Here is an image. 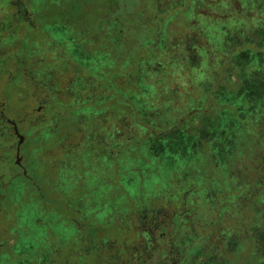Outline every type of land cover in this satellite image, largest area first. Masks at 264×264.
<instances>
[{
    "label": "trees",
    "instance_id": "1",
    "mask_svg": "<svg viewBox=\"0 0 264 264\" xmlns=\"http://www.w3.org/2000/svg\"><path fill=\"white\" fill-rule=\"evenodd\" d=\"M193 1L196 2L183 0L181 8L176 9L179 14L174 16L175 19L163 18L159 22L160 32L149 31L146 38L138 39L136 34L141 27L149 29L156 22L154 18H147L144 14L142 10L144 0H34L35 7L40 12L51 6L53 15L50 17L53 24L57 22L59 24L50 30L56 35L52 38L62 43L64 54L67 53L65 49L67 45L69 53L78 59V62L73 60L75 63L69 59L68 61L64 59L63 62L65 66L67 62L68 65L73 64L75 77L72 82L83 91V94L78 101L76 100L73 114L66 116L63 112V116H59L57 126H48L50 136L44 137L40 134L38 137L36 132L33 134V137L36 136L35 141L38 139L37 143L42 144L39 152L34 154L37 161L30 169L39 184L41 183L36 172L44 154L50 153L55 147L59 149L62 159L55 165L49 163L44 167L46 170L44 178L50 179L52 196H49L44 186L37 182L36 186L40 187V192L36 189L32 194L14 193L15 202H28L32 205L26 206L30 209H24V205L17 207L18 217L9 223L17 224L14 231L20 246L15 253L11 252V248L9 252L5 250L6 254L0 255V264H44L45 257L52 254L47 252L48 243L53 248L55 246L64 248L66 264H101L103 256L107 253V262L110 261L107 264H119L121 249L115 252V248L118 250V244L114 251L108 252L112 246H109L112 241L108 237H112V234L102 231L106 223L116 226L120 231L134 229L132 232L137 237L127 242V254L135 240H139L140 243L148 244L153 251L156 250L157 255H162L168 241L164 240L160 243L162 246L158 247L144 229L150 221L147 219L145 224L140 223L137 217V204L142 198L147 197L150 205L146 213L148 216L156 217L158 214L162 217L155 224V227H158L157 224L161 223L159 230L162 232L166 231L162 222L168 210L174 213L176 209L177 221L171 225L173 229L178 230L176 226L183 227L185 222L189 223L188 228L193 226L191 218L195 205H201L203 208L199 218L203 221L200 228L204 230V235L199 240L196 250L186 261H180L178 264H264V180L259 179L257 183L254 180L249 181L250 176L245 174L248 184L243 183L241 179L238 182L235 171L240 165L224 166V163L213 155L212 150L209 159L167 162L165 149L160 151L157 147L154 148L152 143L144 142V139L151 135L152 137L166 135L168 131L178 128L177 125L182 122L183 125L180 126L184 132L195 134L198 147H202L205 141L208 142L207 137L199 134L194 127H190L201 129V120L198 118V125H191V121L196 119L198 112L207 107V100L210 98H214L213 101L221 106L234 104L217 101L219 100L217 94L221 92L218 87H222L219 83H223L224 77H230L237 71L239 82L242 84L246 80V74L252 72L254 67L258 64L264 67V55L257 58L251 50L254 49L251 45L257 43L258 48L264 51V0H244L245 5L242 4L243 0L236 1V7L247 10L246 18L242 19L244 31L240 34L242 39L247 40L241 43L246 46L241 47H246L245 49L252 55H248L247 59L235 61L232 60L235 48L222 50L213 42L212 45L215 46L213 49L210 47L212 45L205 43L204 46H200L201 55H198L189 39L175 38L176 32L188 28L189 31L196 33L195 37L200 45L204 43L199 33L206 31L207 24L194 17V12L201 4L202 6L208 3L217 4L219 11L215 13L216 16L221 18L230 16V13L224 12L220 5V1L223 0ZM160 9L162 8L158 3H153L151 15L158 12L161 14ZM188 9L191 14L181 17L180 13ZM65 24L68 25V34L59 29ZM53 30L57 33L55 34ZM61 31V35L57 36ZM18 32L21 33L22 30ZM55 41L52 50L56 48ZM172 42H175L174 47H171ZM34 47L33 52L43 56L45 48L38 44ZM218 57L219 61L216 60ZM251 100L245 101L247 105L253 103ZM254 104L258 111L244 114L240 119V125L234 129L233 145L229 146L226 153L228 158L233 157V161L239 159L245 162V157L250 153L249 149H255L254 142L247 138L256 132L255 126L249 123L255 121L257 115L258 118L261 117L264 111V97ZM250 108L253 109V106ZM110 119L114 121L109 122ZM67 122L82 123L87 125L86 129L92 125L102 126L100 129L104 130L103 135L106 136L105 140H108L107 144L105 141H100L96 147L78 141L73 145L64 144L65 140L63 142L58 136L57 127L65 126ZM135 125H143L144 135L137 134ZM96 126L94 129H97ZM139 140L145 146L139 145L137 143ZM101 143L113 151V154H110L113 159L106 155L105 146ZM76 150L80 151L75 156ZM69 153H71L69 160L63 161L67 159ZM126 155L129 159H126ZM257 155L260 156L261 169L264 171V141L258 142ZM119 158L122 160H118ZM121 163L123 167L119 166ZM248 163L251 165L252 162ZM145 164L149 165L145 167ZM127 172H131L132 175L140 173L139 177L135 178L138 189L131 193L115 178H122ZM110 174L112 176H109ZM196 181L201 182L200 187L196 185ZM23 182L24 180H17L16 186H22ZM64 196L78 200L87 199L88 203L84 206L87 204L85 207H94L93 214L100 215L94 222V225L96 224L94 230L92 228L90 232L87 231L86 223L74 225L69 220L62 222L64 208L59 210L60 206H55L53 201L58 202ZM49 197L53 198V201H50ZM115 199H122L124 203L129 202L130 207L125 210L118 209L116 206L120 201L114 202ZM133 203L136 207H132ZM190 203L192 208L188 206ZM154 207H157L158 212L151 210ZM115 209L118 211L113 212ZM69 212L75 213V210L70 208ZM77 213L82 214L83 208ZM29 214L32 217L31 223ZM48 214L51 217L49 221ZM129 214L136 219L130 222L131 226L125 227L124 222ZM2 235L3 231L0 232V239ZM25 235L32 236L33 243L28 245L26 240H23ZM177 237L178 235L172 234L170 240ZM189 239L193 240V237ZM2 245L1 241L0 246ZM101 250L104 252L99 255ZM113 252L115 255L110 259ZM129 254L133 260L131 264L135 262L134 257L139 264L142 257L139 259L136 251L132 250ZM162 258L159 255L158 259L153 260V264H161L166 260H161ZM146 261L148 262V259L140 264H145ZM129 262L130 259L122 260V264Z\"/></svg>",
    "mask_w": 264,
    "mask_h": 264
},
{
    "label": "rangeland",
    "instance_id": "2",
    "mask_svg": "<svg viewBox=\"0 0 264 264\" xmlns=\"http://www.w3.org/2000/svg\"><path fill=\"white\" fill-rule=\"evenodd\" d=\"M184 1L194 2L193 0ZM236 1L237 0L220 1V5H222L225 10L224 12L230 13V16L222 18L215 15V13L219 11L217 4L211 5V3H208L206 4L207 7L205 5L202 6L201 4L200 7H197L198 11L196 10V12H194V17L207 24V26L205 27L206 31L203 33H199L201 40L204 42L202 45H200L197 41V37H195L196 33L189 31L188 28H184L183 30L176 32L174 35L175 38L177 40L189 39L192 42V48L196 49L195 53H197L198 55H201L202 47L200 46H204L205 43L207 45H212V43L214 42L222 50L228 49L230 47H232V49L235 48L236 51H234L232 55L233 61L238 59H247L248 55L252 54H250V52L245 49L246 47H241L242 45L246 46V44L241 43H243L247 39H242L240 37V34H242V32L244 31V23L242 19L246 18L245 14L247 13V10H245L246 8L243 10L241 9L242 7H236ZM238 1L241 2L242 0ZM181 2H183V0H144L142 4V10H144V14L147 15V18H154L156 21L155 24L157 25L155 27L154 24L152 27H149V29L148 27H141V30L136 34L138 39L146 38V35H148L149 31L152 33L160 32L161 26L159 25V22L163 18L167 20L170 18L175 19L174 16H177L179 14L176 9L181 8ZM153 3H158L160 8H164L163 10H159L161 11V14H159L158 12L155 15H151L150 10L151 5ZM242 4L245 5L244 0ZM189 6L191 7V5ZM10 12H12L11 16H9ZM131 12L133 13L134 11ZM190 14L191 11L189 9L180 13L181 17H186ZM51 15H53V10L51 9V6H49V8H47L43 12H40L36 9L34 0H11L8 3L7 0H0V28L2 27L3 29V27H6V25L8 26L14 24L12 25L14 26V30H22L21 33H18L14 46L12 47L10 46V40L7 39L8 35L5 33V30H2L0 32V104H5L6 112H9L11 116L21 118L26 122L32 121L37 123V125H24L23 127L25 131H23L24 134L22 137L23 139L25 137L27 138V147L24 151V164H26V170H28L29 173H31L30 169L37 161V159L34 157V154L39 152L42 146V144L37 143L38 139L35 141L36 136L33 137V134L36 132V135H38V137H40V134L44 137L50 136V133H48L49 127L57 126L59 122V116L62 115L63 112L66 116H69L70 113L73 114V112L75 111V102L76 100L78 101L79 97L83 94V91H80V88L78 86L76 87L72 82V79H74L75 77L72 66L73 64L68 65L69 62H67V66H65V62H63L64 59L65 61H68L69 59L70 62L75 63L74 61L78 62V59L76 58V56H72L69 53V48L66 47L67 45H65L67 53L64 54L65 52H63L62 43L53 40L52 36L54 37L56 35L52 34L50 30L56 28V26H58L59 24L58 22L56 24H53L52 18L50 17ZM20 17L23 18L24 21H22L21 19L18 20V18ZM174 27H176L175 24ZM59 29L62 31H66L68 34L67 24L61 26ZM62 31L58 33L57 36H60ZM53 32L55 33L54 30ZM53 41H55L56 43V48H54V50H52L54 45ZM35 44H38L39 46L45 48L43 56H39L38 54L33 52L32 49ZM174 45L175 42H172L171 47H174ZM253 45L257 48L259 47L257 43ZM253 45H251L254 48L251 49L253 51V55L257 58L262 57L264 55V51L260 48H255ZM210 47L215 49L214 45ZM193 49L191 50L193 51ZM182 56H185V54H182ZM216 60L219 61V57L216 58ZM243 73L245 74V72ZM238 74L239 72L236 71L232 74V76H228L227 78L224 77L223 79H225V81L223 83H219L222 87H218V90H221V92L217 94V98L219 99L217 101L223 103L234 102V104L230 106H221L216 101H213L214 98L212 97L213 99L210 98L209 100H207V107L203 111L198 112L196 119L194 118L193 121H191V125H196L198 118L201 120V129L196 128L195 126L190 127H194V130L196 129L199 134L204 137H207L208 142L205 141L202 147H198V141L195 134H187L184 132V129L180 126L183 125L182 122L177 125L178 128L174 129L171 132L168 131L166 135H155V137H152L151 135L149 138L144 139V142H147V144L152 143V145L155 146L154 148L157 147V149H159L160 151H163L165 149V157L167 162L174 160L176 162H179L182 161V159H191V161L195 162L198 159H209L210 151L212 150L213 155L217 156L218 159L222 163H224V166H241V168L240 166H237L235 171V176L238 177V182H240L241 179L243 183L248 184V180L245 178V174L250 176L249 181L254 180V182L257 183L259 179L264 180V171L261 169L262 162L259 161L260 156H256L258 142L264 141V111L261 113L260 118H258L257 115V119L255 121L252 120L249 123V125L255 126L254 129L256 132L254 133V135L251 134L247 138L250 142H254L255 149H249L250 153L245 157V162L240 161L239 159H235L233 161L232 156L229 158L226 156V153L229 150V146H231V144L233 145V137L235 134L234 129H237V126L240 125V119L246 113L251 114L254 111H258V108L254 106V102H259V100L264 97L263 66L258 64L257 67L253 68L252 72H248L246 74V80H244L242 84H240L239 82ZM244 74H242V76H244ZM247 99H252L251 101L253 103H251V105H247V103L245 102ZM63 105H66L67 107L65 108ZM252 106L254 110L250 108ZM39 108H43L44 111L38 112ZM113 121V119H110L109 122ZM105 122V124L108 125L107 121ZM86 126L87 125H84L82 123L67 122L65 126L58 125L57 133L59 134L58 136L63 140V142L65 140L64 144L67 145H73L75 141H78V143L81 142L84 145L92 147H96L100 141H105L107 144L108 140H105L106 136L104 137L103 135L104 130L100 129L102 128V126L98 127V125H92V127H89L88 129H86ZM95 126L97 129H94ZM134 129H136V132L139 136L144 135L143 125L136 126L134 127ZM4 142L5 141L1 142V144H3ZM137 143L139 145L145 146L141 140H139ZM1 144L0 173H3V163L4 165L7 164L13 167L15 166V154H12L13 157L11 155L8 156L7 154H5L3 152V149L5 148ZM106 144L103 145L101 143V145L103 146H105ZM58 150V148L55 149L54 147L53 151L48 154H44L43 160L39 164L38 170L36 172L41 184H39L38 182L37 183L40 186H44L45 191L49 196H52V193L50 192L52 188L50 179L44 178V173L46 172L44 167L49 163L55 165V163L61 161V154ZM104 150L107 152L106 155H109V158L113 159L112 155H110L113 154V151L106 146ZM79 151H75V156L79 153ZM70 155L71 153H69V155L66 156L67 159H64L63 161L67 162L69 160ZM187 155H189V157ZM125 157L126 159H129L127 155ZM118 160L121 161L122 159L119 158ZM166 161H164V164H166ZM250 161L252 162L251 165L248 163ZM147 165L149 164H145L144 166L146 167ZM119 166L123 167V164L121 163L119 164ZM195 168L197 170V167ZM16 169L21 170L18 167ZM241 171H243L242 175ZM119 175H122V173H119ZM139 175V172H137L135 175H132L131 172H127L123 175L122 178H115H117L116 180H119L121 184L125 186L126 189H129L131 193L138 189L137 179L135 181V178L139 177ZM109 176L112 175L110 174ZM151 176L154 177V175ZM156 176L157 175H155V177ZM158 176L160 175L158 174ZM51 180H53V177L51 178ZM195 183L197 186L200 187L201 182L199 183V181H196ZM45 184L47 185L45 186ZM178 190L179 189H177L176 192H178ZM113 192L114 191H110V193ZM9 195L11 197H4V199H2V202L0 201V232L2 233L3 231L0 243L2 241V247L4 246L3 248L0 246V249L2 248V251L0 250L1 256L6 254L5 250H8L9 252L10 248L11 252L15 253L17 251L18 246H20V241L16 237L14 231V227H16L17 224L14 222L12 223V225H10L14 218L18 217L19 209H16L17 212H14V209L12 210L11 207L9 208L10 210L7 211L2 209L4 205H8V203L15 202L16 198L14 197V192L12 190L10 191ZM114 197L115 196H112V198ZM49 198L50 201H53V198ZM66 198L67 197L64 196L63 199L58 200V202L53 201L55 203L54 205H59V210L64 208L63 212L66 215L69 214L70 208L72 210H75L77 216H79V222L81 224L86 223V230L89 232L92 228V230H94V227L96 225H94V222H96L97 218L100 217V215L97 216L96 214H93L94 207H85L87 204L84 206L85 203H88L87 199L80 198L78 200L76 198ZM114 202H119V204L116 206L118 207V209L121 208L125 210V208L128 209L130 207V203H124L122 199H115ZM135 203H133L132 207H136ZM149 205L150 202L148 201V197L142 198L137 204L136 212H138L139 215H137V217L140 220V223L145 224L147 219L150 221V223L147 222L146 226H144V229L146 231V234L150 235L151 239H153V241L157 243L158 247L162 246L160 243L164 240L165 242L168 241V244H165L164 246L166 250L162 252V255H159L163 257L161 260L166 259V257L168 256L170 257L169 259L162 261L161 264H178L180 261H186L188 256L196 250V248L198 247L197 245H199V240H201L204 235V230L200 228V226L203 224L201 222L203 221L201 218H199V214L203 212L202 206L195 205L196 207H193L194 213L192 215L193 218H191L193 226L191 228H188L187 225L189 223L185 222V225H183V227L176 226L178 230L173 229V226L170 224L172 212L168 210V213H170L168 214L164 211L166 216H168V222L164 223L166 231L163 230L162 232V230H159L161 223H158V227H155L156 221L158 219H162V217H160L158 214L156 217L154 215L148 216L146 210L149 209ZM24 206V209H30L29 207H26L27 204H24ZM188 206L192 208L191 203ZM82 208L83 213H77V211L79 209L82 210ZM156 208L157 207H154L151 210L157 211ZM116 209L113 210V212H117L118 210ZM180 209L181 208H179L178 211H180ZM175 211L176 209L174 210V212ZM26 216L28 218V215ZM49 217L50 216L48 214V221ZM127 218L128 219H125L126 222H124L125 227L131 226L130 222L136 219V217H133L132 214H129ZM29 219V222L31 223L32 217L30 216V214ZM111 222L113 223L112 219ZM59 225H61V223H59ZM102 231L106 232V234H112V237L108 238H111L112 241L111 243H109V246L112 245L113 247L111 246L108 252H111L114 247L117 246L116 244H118V250L117 248H115V252H119V250L121 249L119 256V264H122V260L125 261L129 259V264L132 263L133 260L129 254L131 250L136 251V254L138 255L139 259L142 257L139 261V264L140 262L145 261L147 259L148 262L146 261L145 264H153V260H156L159 257V255H157L158 252L156 254V250L153 251V248H149L148 244L146 245L143 242L140 243L139 240H135L134 244L132 243L133 246L129 248L130 251L127 254V242H130V240H132L134 237H137L134 232H132L134 231V229H131L129 231H120V229H118L116 226L106 223L105 227L102 228ZM113 234L115 236H113ZM172 234L178 235V237L174 238V240H170ZM191 234H193L194 236H190ZM188 237H193V240H190ZM23 240H26L27 244L29 245V243H33L34 239L30 235H25V238ZM103 252L104 250L99 251V255H102ZM114 255L115 253L113 252L112 257L110 259H112ZM107 257L108 253L103 256V261L101 264H107L108 262H110H107ZM89 258H91V256ZM134 259L135 264L136 257H134Z\"/></svg>",
    "mask_w": 264,
    "mask_h": 264
},
{
    "label": "flooded vegetation",
    "instance_id": "3",
    "mask_svg": "<svg viewBox=\"0 0 264 264\" xmlns=\"http://www.w3.org/2000/svg\"><path fill=\"white\" fill-rule=\"evenodd\" d=\"M11 1V0H7V3ZM25 1V0H24ZM12 12H10L9 16H11ZM21 19L22 21L23 18H18V20ZM17 21V20H16ZM16 23V22H15ZM14 25V24H12ZM12 25H6V27H2L0 28V32L2 30H5V33L8 35V38L10 40V46H14V43L16 41L17 35H18V30H14V26ZM3 26V25H2ZM16 48V47H14ZM38 110V109H36ZM44 111L43 108H39L38 112H42ZM24 125H37V123L32 122V121H24L21 118L18 117H13L10 115L9 112H6V106L4 103L0 104V144L1 142L5 141L3 144H1L5 149H3V152L5 154H7L8 156H12L13 157V153L14 155V159H15V166H10L3 163L4 166V172L0 173V201L2 202V199H4V197H11L9 195L10 191L12 190L15 194L17 193H29L32 194L36 189L39 190V192L41 191V189H39L40 187L36 186V178L33 174L29 173L28 170H26V164H24V151L27 147V138L25 137L24 139L22 138V142H20V137L19 134H21L23 136L24 132ZM11 136V138H10ZM4 160V159H3ZM7 160V159H6ZM13 163V162H12ZM20 168L21 170H18L16 168ZM17 180H24L23 185L22 186H16V182ZM13 185H12V183ZM11 183V185H10ZM36 186V187H35ZM38 192V193H39ZM20 193V194H21ZM32 205V203H28V202H22V203H15V202H11L8 203V205H4V207L2 209H4L5 211L10 210L9 208L11 207V209H14V212L18 209L17 207L20 205ZM0 207H1V203H0ZM1 209V208H0ZM63 214V213H62ZM64 218L62 220V222H66V220H69L72 224L74 223V225L76 224H80L79 222V216H77L76 211L74 212H69L68 215H66L65 213L63 214ZM172 217H171V222L170 224H173V222L177 221L176 216L178 215L177 212H172ZM165 222H168V216H165V218H163V222L162 225H164ZM50 240V239H49ZM49 253H52L50 255H52V257L49 255H47L45 257V261L44 264H66L67 260L65 259L66 257V252L64 251V248H58L57 246H55L54 248L50 245V243H48L47 245ZM77 257V256H76ZM77 260V259H76Z\"/></svg>",
    "mask_w": 264,
    "mask_h": 264
},
{
    "label": "water",
    "instance_id": "4",
    "mask_svg": "<svg viewBox=\"0 0 264 264\" xmlns=\"http://www.w3.org/2000/svg\"><path fill=\"white\" fill-rule=\"evenodd\" d=\"M19 137H20V142L19 143H21L23 140H22V135L21 134H19Z\"/></svg>",
    "mask_w": 264,
    "mask_h": 264
}]
</instances>
